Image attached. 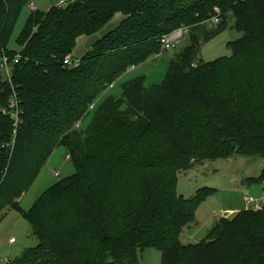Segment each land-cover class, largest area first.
<instances>
[{
    "label": "trees",
    "instance_id": "obj_1",
    "mask_svg": "<svg viewBox=\"0 0 264 264\" xmlns=\"http://www.w3.org/2000/svg\"><path fill=\"white\" fill-rule=\"evenodd\" d=\"M31 2L0 0V59L9 67V76L0 73V217L19 209L38 240L7 264H140L146 248L160 251L161 264H264V205L220 217L202 240L183 244V229L215 189L191 198L176 190L178 173L195 163L264 159V0H58L46 11L29 9L16 52L9 41ZM117 13L120 24L77 66L63 63L74 58L79 36L95 34ZM229 23L242 33L228 42L231 54L197 60L202 43ZM181 25L191 26L189 43L162 83L132 78L119 97L96 106ZM59 146L73 174L21 209L20 198ZM250 179L264 188V167Z\"/></svg>",
    "mask_w": 264,
    "mask_h": 264
},
{
    "label": "rangeland",
    "instance_id": "obj_2",
    "mask_svg": "<svg viewBox=\"0 0 264 264\" xmlns=\"http://www.w3.org/2000/svg\"><path fill=\"white\" fill-rule=\"evenodd\" d=\"M57 1L33 0V3L37 10L46 11L52 5H56ZM30 12L28 5H26L18 17L9 41V48L13 51L18 52L20 50L16 39ZM207 26L211 28V25L207 24ZM241 36L242 33L236 30L232 23H229L219 34L202 43L197 60L208 62L222 56H229L231 50L227 46L228 42L239 39ZM188 43L189 36H186L174 49L167 51L160 49L159 54H155L147 61L128 69L115 80L112 87H108L99 95L95 101L96 106L106 96L119 97L122 92V84L132 78L144 77L146 86L162 83L170 61ZM0 73L5 76V69L0 67ZM92 114L93 111L84 119L83 127L90 122ZM263 167L264 159L260 157L234 155L227 159L205 160L202 163H195L187 171H180L176 190L184 198L193 197L201 188L215 189L213 194L198 205L195 221L183 229L180 241L183 244L197 243L206 236L220 217H231L241 209L260 208L264 205V188L262 185L249 184L250 178L258 176ZM73 172V163L67 159L64 147L55 148L33 184L20 198V208L29 209L45 189L57 180L73 174ZM245 198H247V202ZM10 238H13L15 243L10 244ZM37 244L38 240L32 234L31 225L21 214V211L17 208L4 210L0 217V264H6V259L10 261L16 259L25 249L35 247ZM138 259L140 264H161V253L155 248H146L139 253Z\"/></svg>",
    "mask_w": 264,
    "mask_h": 264
},
{
    "label": "built area",
    "instance_id": "obj_3",
    "mask_svg": "<svg viewBox=\"0 0 264 264\" xmlns=\"http://www.w3.org/2000/svg\"><path fill=\"white\" fill-rule=\"evenodd\" d=\"M60 4L65 3V0H59ZM29 9L30 10H35V4L33 2L29 3ZM219 21L218 15L214 16L213 18L209 19L207 21V23L209 25H213L216 24ZM191 31V27L188 25H181L177 28H175L174 30H172L169 33L163 34L160 38H159V42H160V49L162 51H167V50H171L174 49L178 43L184 39L186 36L189 35ZM19 58V55H17V57L15 58V62H17ZM8 58L6 56L1 57L0 59V67L5 69L6 71V75L9 76V67H8ZM63 63L65 65H69V66H77L79 64V58H72L70 55H66ZM16 98L13 97V99L10 102V107H12L13 109H15L17 107V101L15 100ZM94 106V105H93ZM92 106V108H93ZM14 116L17 117V112L14 111ZM68 158V157H67ZM247 200V199H246ZM9 242L12 244L15 242V240L13 238H10ZM9 262L8 259H6V264Z\"/></svg>",
    "mask_w": 264,
    "mask_h": 264
},
{
    "label": "crops",
    "instance_id": "obj_4",
    "mask_svg": "<svg viewBox=\"0 0 264 264\" xmlns=\"http://www.w3.org/2000/svg\"><path fill=\"white\" fill-rule=\"evenodd\" d=\"M122 20H123V16L120 13H117L113 16V18L109 22H107L95 34H92L89 36H79L76 40V45H75L73 52H72L73 57L81 58L82 56H84V54L92 48V45L97 40H99L102 36L106 35L110 31L115 29L120 24V22Z\"/></svg>",
    "mask_w": 264,
    "mask_h": 264
}]
</instances>
